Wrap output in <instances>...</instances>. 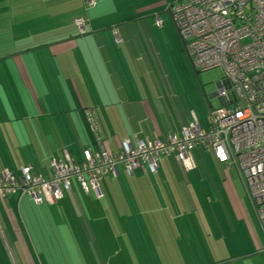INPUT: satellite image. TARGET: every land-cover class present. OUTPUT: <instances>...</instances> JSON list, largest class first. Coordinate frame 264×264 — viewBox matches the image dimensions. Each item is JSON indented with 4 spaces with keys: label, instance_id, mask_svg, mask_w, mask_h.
Listing matches in <instances>:
<instances>
[{
    "label": "crops",
    "instance_id": "crops-1",
    "mask_svg": "<svg viewBox=\"0 0 264 264\" xmlns=\"http://www.w3.org/2000/svg\"><path fill=\"white\" fill-rule=\"evenodd\" d=\"M180 1L102 0V6L85 12V0H0V172L15 174L30 168L34 175L49 179L52 161L67 156L79 163L86 150L117 154L124 140H154L179 133L192 113L206 128L203 117L187 112L180 85L181 61L184 66L190 61L168 12ZM4 13L10 20H4ZM156 18L162 22L161 29L154 24ZM78 19L87 22L84 35L74 27ZM112 30H117L120 43L115 42ZM221 84L215 89L226 88L225 82ZM211 97L218 99L219 108L231 103L230 94L229 103L215 93ZM210 110L215 109L210 108L207 116ZM88 117L101 126L100 141L92 133ZM4 156L11 159L4 160ZM210 161L222 174L232 169L217 164L212 155L206 158ZM171 166V172L162 167L155 176L136 171L129 179L120 173L119 179H111L103 190L99 184L104 194L100 201L83 195L77 184L52 205H35L30 198L19 199L18 195L0 201V264H29L22 254L25 247L29 253L26 237L42 235L45 222L50 226L54 222V231L60 236L70 237L74 232L85 237L89 251L97 233L94 202L89 198L108 202L101 208L105 218L113 214L123 222L128 218L148 221V215L155 214L153 206L169 208L173 204L167 187L170 175L181 182L190 173L176 160H171ZM213 185L222 201L219 187L214 181ZM236 201V214L224 213L223 217L229 232L225 233L221 222L215 226L218 233L187 232L186 252L198 257L194 264H264V237L257 219ZM187 203L194 216L192 200ZM212 217L220 221L217 215ZM65 220L74 228H60L59 223ZM158 220L153 221L155 226ZM144 226H150L158 237L151 225ZM55 235L59 237L57 231ZM15 238H22L26 246L15 244Z\"/></svg>",
    "mask_w": 264,
    "mask_h": 264
},
{
    "label": "built area",
    "instance_id": "built-area-1",
    "mask_svg": "<svg viewBox=\"0 0 264 264\" xmlns=\"http://www.w3.org/2000/svg\"><path fill=\"white\" fill-rule=\"evenodd\" d=\"M85 6L93 8L95 3L88 1ZM168 12L192 68L223 71L226 88L219 86L210 95L215 93L228 103L231 99V103L211 112L205 129L192 113L188 127L179 134L155 141L124 140L117 154L86 150L79 163L67 156L52 161L49 179L34 175L30 168L15 174L4 170L0 172V201L18 195L35 205H52L71 190L72 180L82 194L101 199L99 181L103 176L115 178L118 166L128 176L140 168L156 174L158 158L174 155L184 171L190 172L195 169L190 151L204 148L213 153L217 164L237 171L264 237V0H183ZM86 23L78 19L74 26L82 34ZM154 24L162 28L159 18ZM112 35L120 43L117 30ZM88 124L100 141L101 126L92 117Z\"/></svg>",
    "mask_w": 264,
    "mask_h": 264
},
{
    "label": "rangeland",
    "instance_id": "rangeland-1",
    "mask_svg": "<svg viewBox=\"0 0 264 264\" xmlns=\"http://www.w3.org/2000/svg\"><path fill=\"white\" fill-rule=\"evenodd\" d=\"M86 1L87 0H85V2ZM101 1L102 0H93L95 6L99 4L102 6ZM90 9L92 8L85 7V10H87L85 12H88ZM20 16H23V14H20ZM4 17H6L4 20H10L8 13H4ZM14 20H21V18H14ZM169 22L173 27L174 25L170 17ZM173 29H175V27H173ZM180 43L179 41V44ZM181 59H183V57H181ZM176 65L178 66L177 62ZM180 65V85L183 88L187 101V112L190 110L195 112L196 116L200 115L203 117L207 126L208 120L206 117L209 109L220 107L218 99L211 97L210 93L216 88V85L225 81L224 73L220 69L199 72L194 70L188 61L187 64L185 63V66L182 61ZM6 157L7 156H4L3 159L5 160ZM7 158L11 159L10 157ZM19 159H22V157ZM212 163V161L207 163L205 159H200L199 161L197 159L196 171L186 174L181 182L177 181V179H173V175L171 178L170 175L168 178L169 185L167 187L173 204L171 202L169 208H166L165 205L153 206L151 211L155 212V217H153L154 215H148V221L142 222L140 218L131 221L128 218L123 222V219H119L113 214L105 218L101 208L102 206L106 207L108 202L102 201V203H99L89 198L90 201L94 202V212L92 214L95 217L94 228L97 231V233L94 234L96 242L94 245H89V251L86 249L88 244L84 241L86 240L85 237H80L74 232H72L70 237L65 234H61L62 236H60L58 230L56 231L59 237H56L54 222H52V226L45 222L46 226L41 224L42 235L38 233V235L34 236V234L31 233L30 238L26 237L25 243L29 247V253L25 247L22 248V254L25 256V259L29 260V264L198 263L197 254L186 252L188 248L185 245L184 239H186L188 231L201 232L213 230L218 233L219 230L215 228V226H218L221 222V226L226 230L225 233H227V231L229 232L230 229L227 227L228 224L223 217L224 213H229L232 216L236 214L237 199L243 203L245 209H247L250 214H252L253 211L247 199L243 181L237 171L232 168L228 172L222 174L218 167ZM162 167L166 171L168 170L171 172L173 168V166H171V160L167 158L161 159L159 168L162 169ZM118 170L121 174L123 173L120 166ZM213 181L220 189L219 195L222 201L218 198ZM112 182L110 178H105L99 184L103 190L107 184ZM72 184L73 186L76 184L75 180H72ZM188 199L192 200L194 216L189 211ZM192 209L193 208H191V210ZM146 210L151 212L147 208ZM213 215H217L220 221L216 222L212 217ZM159 216L161 218L158 220ZM207 218L209 219L208 222H206ZM90 219H92V217H90ZM155 220H158L156 222L157 226L153 223ZM146 224L151 225L158 237L152 234L149 229L150 226H144ZM59 227L64 231L74 228L70 220L60 222ZM228 238H236V236H228ZM19 239L20 238H15V244L26 246V244L21 241L22 238L18 243ZM38 242L42 244L44 248L43 252H40ZM172 242L173 244H171ZM33 245H35L37 249H34ZM91 246L93 249H91ZM94 249L96 250L95 254H93L95 252L93 251ZM185 255L188 256L187 259Z\"/></svg>",
    "mask_w": 264,
    "mask_h": 264
},
{
    "label": "trees",
    "instance_id": "trees-1",
    "mask_svg": "<svg viewBox=\"0 0 264 264\" xmlns=\"http://www.w3.org/2000/svg\"><path fill=\"white\" fill-rule=\"evenodd\" d=\"M181 2V1H180ZM180 2H177L176 4H178V3H180ZM84 7H86L85 5H84ZM170 14V13H169ZM171 16V15H170ZM171 19H172V17H171ZM75 22V21H74ZM172 22H173V19H172ZM173 24H174V22H173ZM75 27V26H74ZM174 27H175V25H174ZM76 28V27H75ZM77 30V29H76ZM175 30H176V28H175ZM78 31V30H77ZM177 32V31H176ZM78 33H79V31H78ZM80 35H84L85 34V32L84 33H79ZM178 34V33H177ZM181 40V39H180ZM183 46H184V44H183ZM184 53L186 54V51H185V48H184ZM216 110V109H215ZM214 110H210V112L208 113V116L211 114V112H213ZM191 114V113H190ZM208 116H207V120H208ZM199 121V120H198ZM199 123H200V125H201V128H204L203 126H202V124H201V122L199 121ZM208 123V122H207ZM188 125H189V123L187 124V126L186 127H188ZM208 125V124H207ZM186 127H184V128H186ZM207 127V126H206ZM183 129V128H182ZM181 129V130H182ZM205 129V128H204ZM181 132V131H180ZM179 132V133H180ZM179 133H174L175 135L176 134H179ZM174 134H170V135H174ZM167 136H169V135H167ZM167 136H165V137H167ZM164 138V137H163ZM160 139H162V138H159V139H154V140H149V141H155V140H160ZM144 140H148V139H144ZM212 155L213 156V153L211 152V151H209V152H207L204 148H194L193 150H191L190 151V156H191V158H192V160L194 161V163H195V169L193 170V171H195L196 169H197V159H198V161L201 159V160H203V159H205V161H206V158H207V156L209 157V155ZM165 159V158H167V159H170V160H176L177 162H178V164L181 166V164H180V162L178 161V159H177V157L176 156H174V155H172V156H161V157H159L158 158V160H157V172H156V174H151V173H149L148 172V170L145 168L144 170L143 169H137V170H135V171H133V172H131V176H128L125 172H124V169H123V167L122 166H120L121 168H122V172L125 174V176H128V178L129 179H133V174L136 172V171H141V172H143L145 175H150V176H155V175H157V173L159 172V165H160V162H161V159ZM217 163V162H216ZM119 167V166H118ZM230 169V168H229ZM184 170V169H183ZM185 172V171H184ZM190 172H192V171H190ZM118 177H120V171L118 170V168H117V176L115 177V178H113V177H111V176H103L102 178H101V180L99 181V183L101 182V181H103L105 178H110V179H112V180H118L119 178ZM78 186V185H77ZM78 188H79V186H78ZM79 190H80V188H79ZM81 191V190H80ZM84 195V194H83ZM86 196V195H85ZM90 196V195H89ZM103 197H104V194L102 193V198L101 199H103ZM101 199H97L98 201H100Z\"/></svg>",
    "mask_w": 264,
    "mask_h": 264
}]
</instances>
